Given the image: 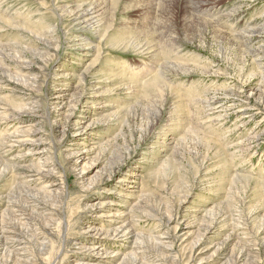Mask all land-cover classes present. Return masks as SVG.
<instances>
[{"label":"rangeland","instance_id":"obj_1","mask_svg":"<svg viewBox=\"0 0 264 264\" xmlns=\"http://www.w3.org/2000/svg\"><path fill=\"white\" fill-rule=\"evenodd\" d=\"M197 1L0 0V264H264V0Z\"/></svg>","mask_w":264,"mask_h":264},{"label":"bare ground","instance_id":"obj_2","mask_svg":"<svg viewBox=\"0 0 264 264\" xmlns=\"http://www.w3.org/2000/svg\"><path fill=\"white\" fill-rule=\"evenodd\" d=\"M192 1L193 0H188V5H190V3L193 5V10H195V11H197L198 12V10H199V4H196V2H199V1H197V0H194L195 2L194 3H192ZM202 2L204 1V2H206V3H211L210 2V0H201ZM200 1V2H201ZM212 1V3L214 4L217 0H211ZM222 2V1H221ZM220 3V2H219ZM2 4V3H1ZM217 5V4H216ZM191 6V5H190ZM218 7H221V6H218ZM101 8H103V7H101ZM100 8V10H97V11H93L94 9H95V6H94V4L93 3H88V4H83V5H78V6H76V8L74 9V10H71L69 13H70V15H71V20H70V28H69V30L70 29H75V30H87L88 32H94V33H98L99 32V30H100V25H101V21H102V19L101 18H99L100 16H102V12L101 13H99L102 9ZM213 8V7H212ZM192 9V8H191ZM67 10V9H66ZM4 11H7L8 12V10H4ZM202 11V10H201ZM237 11V10H236ZM235 11V12H236ZM203 13H207V11L206 12H203ZM227 13H229V12H227ZM4 14V13H3ZM8 17V16H7ZM217 17V16H216ZM9 18V17H8ZM220 18V17H219ZM11 19V18H10ZM2 22H4V20H1ZM216 21V20H215ZM111 23V22H110ZM248 30H250V29H247V31ZM81 32V31H80ZM253 32V31H252ZM238 33V32H237ZM235 35V34H234ZM245 35V34H244ZM78 36V35H77ZM247 36V35H246ZM248 37V36H247ZM78 40V39H77ZM81 40V39H80ZM82 41V40H81ZM78 43V42H77ZM79 44V43H78ZM81 47H87V45L86 44H84V43H80L79 44ZM160 45V44H159ZM142 46H143V44H142ZM177 61V60H176ZM171 67V66H170ZM173 67V66H172ZM159 68V67H158ZM165 68V67H164ZM166 68H168V66H166ZM171 69V68H170ZM152 75V74H151ZM64 76V75H63ZM60 78H64V77H61V76H59L58 77V80L60 79ZM31 80H33V79H31ZM159 82V81H158ZM103 83V82H102ZM150 83V82H149ZM145 84V83H144ZM152 84V83H151ZM150 84V85H151ZM157 84H159V83H157V82H154L153 83V86L151 85H146V87L147 86H149V87H147L148 89H146V91L148 90L149 91V88H154L155 87V91H156V87H158L157 86ZM163 87V86H162ZM140 91V90H139ZM92 93V92H91ZM90 93V94H91ZM147 93V92H146ZM150 93H152L151 91H150ZM95 94V93H94ZM158 94H160L159 92H158ZM162 94V93H161ZM141 95V94H140ZM155 95V94H154ZM65 95L64 94H61V93H58L56 96H54L53 97V99H55V100H61V98L62 97H64ZM161 96V95H160ZM153 97V96H152ZM151 97V98H152ZM90 98V97H89ZM159 97H157V99H158ZM206 98V97H205ZM60 102H62V101H60ZM56 103V102H55ZM193 103V102H192ZM214 103V102H213ZM108 105V104H107ZM200 105V104H199ZM156 106V105H155ZM198 107V106H197ZM236 108V107H235ZM28 110H29V112H30V108H28ZM206 110V109H205ZM241 111H243L242 109H241ZM240 112V111H239ZM246 112V111H245ZM18 113V112H17ZM241 113V112H240ZM19 114V113H18ZM209 114V113H208ZM232 114V113H231ZM6 115V114H5ZM208 116V115H207ZM248 116V115H247ZM36 118V117H35ZM200 118V117H199ZM82 119H84V117L82 118ZM214 120V119H213ZM240 120V119H239ZM248 121V120H247ZM13 122V121H12ZM79 121H75V122H73V126H72V128H71V130H72V137H74L75 138V141H77V140H79L78 139V137H80V138H83L84 139V136H87V134L88 133H92V129H91V127H90V125L89 124H87V121H83L82 122V120L80 121V123H78ZM7 127V126H6ZM17 130H19V129H17ZM30 130V129H29ZM19 131H21V128H20V130ZM17 132V131H16ZM23 132V131H22ZM1 134V133H0ZM16 134V133H15ZM20 134V133H19ZM11 135V134H10ZM28 135H30V133H28ZM7 136V135H6ZM12 136V135H11ZM14 136V135H13ZM29 138H30V136H28ZM13 138V137H12ZM29 138H27V140L25 139L24 140V138H21V137H19V136H16V138H13V139H15V141H13V143H24V145H34V146H36L35 147V149H33L32 151H30V152H28L27 154H25V156H33V155H35V156H42L43 155V152H45V150H44V148H41V145L40 144H37L36 142H35V140H30ZM82 140V139H81ZM9 141V140H8ZM79 142H76V144L75 143H73L72 145H74V146H76L77 144H78ZM202 143V142H201ZM6 144V143H5ZM5 146V145H4ZM43 146V145H42ZM31 148V147H30ZM69 149H71L70 151H73V149H72V147L71 148H69ZM251 149V148H250ZM244 151V150H243ZM86 152V151H85ZM82 153V152H81ZM45 154V153H44ZM22 156V155H21ZM21 156H17V158H21ZM70 156L72 157V158H74V160H75V163H77L78 161H82L83 160V158H84V156L82 155V154H80V153H76V151L75 152H70ZM44 157V156H43ZM250 159V158H249ZM45 160V159H44ZM139 160V159H138ZM133 174V178H131V179H128V177H127V175L125 174L124 176H122V177H120L119 179H118V187L117 188H129V191H127V192H129V193H134L133 192V186H129V187H127V185L128 184H132V183H134L135 181L133 180L135 177H136V174H135V172H133L132 173ZM137 176H138V174H137ZM29 177H30V181L31 180H33V181H35V177L34 176H31V175H29ZM23 178V177H22ZM26 178V177H25ZM136 179V178H135ZM43 187V186H42ZM45 187H48L49 189H50V191H53V189H55V188H58V187H60V184H58V183H54V182H47V185L45 186ZM85 187V186H84ZM130 188H132V189H130ZM87 190L88 189H90L89 187L88 188H86ZM46 190V189H45ZM47 191V190H46ZM45 191V192H46ZM120 191H122V190H120ZM120 191L119 190H117V192H115L114 193V195H120ZM126 191V190H125ZM135 191V190H134ZM136 191H138V190H136ZM135 191V192H136ZM124 194L122 193V196H123ZM125 195H127V193H125ZM126 197H129V196H126ZM110 203V202H109ZM113 204H111V206H112ZM115 206H118V207H120L121 205L119 204V203H117ZM133 207H135L134 205H133ZM95 211H96V213H102L101 211H99V208H101V206H93L92 207ZM135 209V208H134ZM114 212L113 213H110L108 216H106L107 218H110L111 220L110 221H107V223L108 224H112L113 222L115 223L116 221V219H120V217H123V216H126V214H124L123 213V211L122 212H120L119 211V209L118 208H115L114 210H113ZM111 212V211H110ZM100 217H105V216H103V214L102 215H100ZM55 221V220H54ZM106 223V224H107ZM0 224H2L1 223V212H0ZM62 224V223H61ZM126 224V223H125ZM112 227V226H111ZM117 227V226H116ZM187 227H184V229H186ZM6 229V228H5ZM4 228H3V225H0V237H4L5 235H9V237L8 236H6V237H4L3 239H4V242H5V240H7V241H10L11 243H15V242H17V240H15L14 238H13V235H15L14 233H12L11 231H6ZM9 230V229H8ZM125 230H126V232H128V229L125 227ZM125 230H124V225L122 224L121 226H118V228H114L113 229V234L114 235H119V237L120 238H126V239H128V234L130 235V233H125ZM95 232V233H94ZM85 233L86 234H89L88 236L89 237H92L93 235H97V234H102V235H107V234H105V233H103V231L102 230H99V231H97V230H95V229H89L88 231H85ZM183 234V233H182ZM139 236V235H138ZM160 236V235H159ZM19 237V236H18ZM129 238H131V237H129ZM160 238H162V237H160ZM135 240V239H134ZM161 240H163V239H161ZM3 241V240H2ZM19 241V240H18ZM102 242H104V240H99V241H95V244H100V243H102ZM8 244H9V242H8ZM135 244V243H134ZM18 245H20V244H18ZM161 245H163V242L161 243ZM108 247V246H107ZM166 247V246H165ZM85 250H88L87 252L89 253V258H87V259H83V261L82 262H80V263H78V264H114V261H112L111 259H115V257H117L119 254H117V253H110V252H108L107 254L106 253H100V251L97 249V247H95L94 245L91 247V249H85ZM133 256V255H132ZM159 256V255H158ZM143 263V262H142Z\"/></svg>","mask_w":264,"mask_h":264}]
</instances>
